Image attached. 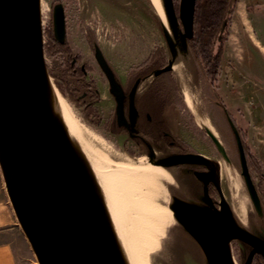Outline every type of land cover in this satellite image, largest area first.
Returning <instances> with one entry per match:
<instances>
[{"label": "water", "instance_id": "water-1", "mask_svg": "<svg viewBox=\"0 0 264 264\" xmlns=\"http://www.w3.org/2000/svg\"><path fill=\"white\" fill-rule=\"evenodd\" d=\"M163 3L173 38L190 56L188 39L193 35L196 0H179L178 10L174 0ZM42 8V0H0V169L5 190L38 264H126L102 210L84 191L70 161L69 123L46 62ZM52 20L55 38L63 42L65 12L61 3L53 7ZM161 22L172 54L173 39ZM227 23L225 17L218 40ZM95 56L117 97L121 120L122 89L98 47ZM172 64L168 59L155 74L173 71ZM228 122L235 137L240 174L257 217L263 219L264 203L251 176L241 137L229 115ZM206 131L229 162L224 145L208 127ZM197 159L203 158L180 154L150 163L168 169ZM220 193L219 214L181 198H173L170 209L182 230L199 246L207 264H235L232 241L246 248L242 264H253L256 255L264 258V231L248 229L222 190ZM206 196V203L213 207L207 192Z\"/></svg>", "mask_w": 264, "mask_h": 264}, {"label": "rangeland", "instance_id": "rangeland-1", "mask_svg": "<svg viewBox=\"0 0 264 264\" xmlns=\"http://www.w3.org/2000/svg\"><path fill=\"white\" fill-rule=\"evenodd\" d=\"M57 3L65 7L67 39L73 53L91 68L89 75L100 88L102 99L96 105L102 116L101 123H90L82 108L75 106L58 90L59 94L66 99L80 128L92 134L94 139L116 153L134 159L144 157L150 162L152 159L148 158L145 151H140L128 135H114L106 128L114 115L115 98L109 91L107 79L86 42V34L87 31L94 33L123 82L129 68L141 63L157 47H164L167 58H172L163 35L161 19L151 0H42L46 39V29L51 23L53 7ZM175 5L178 10L179 0H175ZM238 5H241L245 13V25L239 21L236 11ZM233 12L230 25L226 26L223 58L215 82L213 83L210 76V79L203 78L196 61L190 54H186L187 70L184 80L191 105L186 103L179 88L183 104L169 109L165 117L170 128L186 141L188 146L216 162L220 183L222 185L224 180L226 193V176L222 162L227 161L216 148L206 127L220 140L230 158L227 162L229 175L233 180H239L246 195V220L243 224L248 229L262 234L264 218L257 217L247 193L240 174L235 137L223 107L231 113L236 126L241 129L242 139L248 150L255 154L252 136L255 132L264 135V0H237ZM214 22L217 23L216 28H219L220 21ZM172 74L177 82L173 71ZM148 83L147 80L145 86ZM215 101L221 105L219 108ZM169 153L170 150L161 144L155 148L154 157L158 161ZM167 170H170L171 180L158 177L151 189L154 192L150 191V195L154 196L159 205L170 208L173 200L172 188L176 179L174 167ZM253 177L258 184L261 177L255 169ZM159 241V248L148 254L150 264H207L199 246L182 230L175 217L165 222ZM231 249L235 264H241L246 248L241 242L232 241ZM35 262L37 263L36 258ZM253 264H259L258 258H254Z\"/></svg>", "mask_w": 264, "mask_h": 264}, {"label": "flooded vegetation", "instance_id": "flooded-vegetation-1", "mask_svg": "<svg viewBox=\"0 0 264 264\" xmlns=\"http://www.w3.org/2000/svg\"><path fill=\"white\" fill-rule=\"evenodd\" d=\"M249 12H252L251 9ZM52 18L50 25L46 29L47 39L45 44L47 66L50 74L52 73L55 75V77L52 76V79H54V81L56 79V83L64 88V96L67 97L70 102H72L78 108L83 109L85 118L90 123L99 125L102 121V116L96 104L99 101L101 102L102 99L100 88H98L95 79L89 75L91 68L87 64L83 63L79 56L73 53L69 45L67 39L66 14L65 38L63 42H59L55 38ZM219 29L220 26L218 31ZM223 36L224 33L222 35V39ZM52 38L57 41L55 44H59L60 51H58L57 48L51 50L54 43V41H51ZM86 42L93 51L95 59V48H100L114 74L116 82L120 85L123 92L122 102L124 106V118L120 120L117 111V97L111 91L109 79L96 59V62L107 79L109 91L115 98L114 115L106 126L108 131L114 135H128L134 142L135 146L140 151H145L148 158H152L153 160H156L154 157L155 148L161 144H164L170 150V153L160 159L180 154L201 156L203 159H197L191 163L174 166V178L176 181L172 188V198H181L186 201L196 203L213 213L219 214L221 210L220 192L221 190L224 192V180L221 185L219 179V169L216 165V162L205 157V155L200 153L198 150L188 146L186 141H184L170 128L165 117V114L169 109H174L179 106V104L175 102L169 103V98L166 96L162 97L158 94V91L161 88L168 87L163 82V75H165V78H173L175 80L172 71H164L160 72L159 74H155L158 69L163 68L167 64L168 58L165 60L162 66L151 70L149 73H146L147 67L143 66V64L146 62L149 56L156 51L158 48L157 47L141 63L129 68L125 76V81L123 82L105 55L93 32L87 31ZM211 47L213 48V51H215L214 49L218 48L219 45L215 43L212 44ZM195 48H197V45L196 42L193 41L190 47L191 56L200 68L201 59L196 56ZM147 80L149 83L145 86ZM214 82L215 80H213V83ZM211 86L213 87V84H211ZM73 87H76V89L72 90L74 89ZM215 103L218 108L221 106L219 105L218 101H215ZM223 111L227 121L228 115L233 120L231 113L227 111L225 107H223ZM237 130L243 143L242 131L239 127H237ZM250 173L254 180L253 171L250 170ZM255 184L258 188L259 183L257 184L255 182ZM206 192L208 194V198H211L213 203V207L211 208L204 199L207 198Z\"/></svg>", "mask_w": 264, "mask_h": 264}, {"label": "bare ground", "instance_id": "bare-ground-1", "mask_svg": "<svg viewBox=\"0 0 264 264\" xmlns=\"http://www.w3.org/2000/svg\"><path fill=\"white\" fill-rule=\"evenodd\" d=\"M151 1L173 39V73L184 100L191 105L184 80L186 53L178 46L168 28L163 0ZM236 11L240 23L245 25L246 16L241 5ZM58 97L69 123V156L76 177L84 191L102 210L126 264H150L148 254L159 248L164 224L174 217L170 208L155 202L150 191L158 177L171 180L170 170L152 164L144 157L134 159L107 148L92 134L80 128L66 99L59 92ZM222 163L226 176V193L223 194L237 218L244 223L246 195L239 180L230 177L228 163Z\"/></svg>", "mask_w": 264, "mask_h": 264}, {"label": "trees", "instance_id": "trees-1", "mask_svg": "<svg viewBox=\"0 0 264 264\" xmlns=\"http://www.w3.org/2000/svg\"><path fill=\"white\" fill-rule=\"evenodd\" d=\"M236 1L237 0H196L193 22V35L190 39H188V45L189 47H191L193 41L196 42L197 48H195V53L196 56L201 59L199 70L203 78L210 79L211 77V79L214 80L219 74V68L223 58L224 44L227 35V27L230 25L231 15L233 13L234 3ZM225 17H228L227 27L224 32L223 39L221 37V39L218 40L217 36L219 31L217 30L218 28H216L217 23H215L214 21L219 20V26H221V23ZM51 41H54L51 50L57 48L58 51H60L59 44H55V42L57 41L54 38H52ZM215 43L219 45V47L214 49L215 51H213L211 45ZM166 59L167 56L165 48L162 46L158 47L156 51L151 54L143 64V66L147 67L146 73H149L151 70L162 66ZM210 75L215 77L212 78V76ZM51 76L55 77V75L52 73ZM163 76V82L168 87L161 88L158 91V94L162 97L166 96L167 98H169V103L175 102L179 105L183 104V99L181 98L180 90L176 81L173 78L168 79L165 78V75ZM54 82L58 90L64 95V88L56 83V79ZM73 88L74 89L72 90L76 89V87ZM243 145L246 151L250 170L253 171V169H255L260 174L261 179L258 185V190L262 202L264 203V165L261 160L254 154V152H250L248 150L244 141ZM256 258H258L259 264H264V258L261 255H256L255 259Z\"/></svg>", "mask_w": 264, "mask_h": 264}, {"label": "crops", "instance_id": "crops-1", "mask_svg": "<svg viewBox=\"0 0 264 264\" xmlns=\"http://www.w3.org/2000/svg\"><path fill=\"white\" fill-rule=\"evenodd\" d=\"M263 42V41H262ZM256 156L264 165V135L252 136ZM0 264H37L7 196L0 169Z\"/></svg>", "mask_w": 264, "mask_h": 264}]
</instances>
